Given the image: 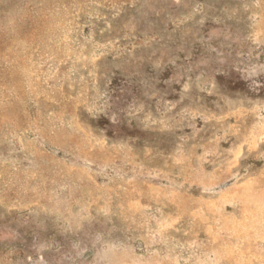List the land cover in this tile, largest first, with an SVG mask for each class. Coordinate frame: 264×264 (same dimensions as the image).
<instances>
[{"label": "rangeland", "instance_id": "1", "mask_svg": "<svg viewBox=\"0 0 264 264\" xmlns=\"http://www.w3.org/2000/svg\"><path fill=\"white\" fill-rule=\"evenodd\" d=\"M219 100L264 110V0H0V264H264L144 184L161 114Z\"/></svg>", "mask_w": 264, "mask_h": 264}, {"label": "crops", "instance_id": "2", "mask_svg": "<svg viewBox=\"0 0 264 264\" xmlns=\"http://www.w3.org/2000/svg\"><path fill=\"white\" fill-rule=\"evenodd\" d=\"M219 101L221 108H213V103L209 111L195 106L158 117L162 124L154 135L178 140L172 151L161 152L166 163L158 173L164 178L144 183L168 185L162 203L164 212L165 204L172 208L162 214L168 229L186 217L207 226L212 217L213 244L264 229V110L254 103L252 112L235 115L226 100ZM238 171L240 179L235 178Z\"/></svg>", "mask_w": 264, "mask_h": 264}]
</instances>
